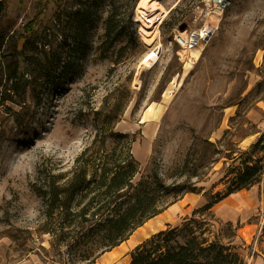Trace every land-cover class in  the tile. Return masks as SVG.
<instances>
[{"label":"rangeland","instance_id":"1","mask_svg":"<svg viewBox=\"0 0 264 264\" xmlns=\"http://www.w3.org/2000/svg\"><path fill=\"white\" fill-rule=\"evenodd\" d=\"M0 1V264H86L74 244L87 228L78 231L82 219L71 215L93 195L80 198L83 187L58 205L49 199L52 186L67 189L84 170L92 179L95 165L122 160L136 166L133 184L155 172L165 186L197 190L166 197L167 207L93 264H129L152 235L226 193L229 155L264 130V113L252 121L264 109V0H229L206 19L201 0H159L167 14L151 46L134 18L140 0ZM108 24L121 33L112 43ZM204 25L212 34L195 47L199 57L179 51L173 32ZM211 212V230L244 264H264V176Z\"/></svg>","mask_w":264,"mask_h":264},{"label":"trees","instance_id":"2","mask_svg":"<svg viewBox=\"0 0 264 264\" xmlns=\"http://www.w3.org/2000/svg\"><path fill=\"white\" fill-rule=\"evenodd\" d=\"M3 11L4 4L0 1V19ZM111 31L112 28L108 24L105 37L112 43L121 33L112 34ZM4 38L5 35L0 29V48ZM14 78L16 70L9 76V79ZM229 157L230 167L224 174L228 183L226 193L213 197L209 195L206 204L193 210L191 217L185 219L181 226L161 230L152 235L136 249L129 264H244L243 258L231 241L223 242L221 236L211 230L213 225L205 216H211L210 220H214L211 212L214 204L229 194L247 190L261 182L264 176V130L247 150L239 152L236 156L231 154ZM212 163L211 161L210 164ZM188 167L186 160L183 168ZM136 170L135 165L121 160L110 167L93 166L94 175L88 181L87 170L74 175L67 189L52 186L49 201L53 205L61 203V194H74L83 187L80 198L93 195L88 198L83 208L71 215L73 219H82L78 222V231H83L81 229H85V225L87 228V232L74 244L75 249L81 252L80 261L93 264L97 256L118 246L133 230L167 207H160L166 197L176 195L181 190L183 194L197 190L190 184L165 186L155 172L147 177L149 181L140 178L133 184ZM91 184L92 187L88 189ZM173 203L174 201H170L168 205ZM225 225L231 231V236H234L235 231L231 229V223L227 222ZM262 229L264 230V225ZM98 251L100 252L95 256Z\"/></svg>","mask_w":264,"mask_h":264},{"label":"bare ground","instance_id":"3","mask_svg":"<svg viewBox=\"0 0 264 264\" xmlns=\"http://www.w3.org/2000/svg\"><path fill=\"white\" fill-rule=\"evenodd\" d=\"M166 14L167 12L163 9L159 0H140L137 6L134 8V18L136 22H139V32L141 35V39L147 45L151 46L153 43H155L157 36L156 33H154V31H152L151 29H153V26L156 23H159ZM157 44L158 47L161 46L160 43ZM190 54L192 57L197 59L200 55V49L191 48ZM156 55L157 54L154 51L147 54L145 60L147 65L152 64L156 61Z\"/></svg>","mask_w":264,"mask_h":264},{"label":"built area","instance_id":"4","mask_svg":"<svg viewBox=\"0 0 264 264\" xmlns=\"http://www.w3.org/2000/svg\"><path fill=\"white\" fill-rule=\"evenodd\" d=\"M202 12L205 19L208 16H214L218 18L227 8H229L231 2L229 0H201ZM212 34V30L206 25L199 29H192L179 33L176 30L173 32V41L177 45L179 51L185 54L190 51L191 48L198 47L205 42Z\"/></svg>","mask_w":264,"mask_h":264},{"label":"crops","instance_id":"5","mask_svg":"<svg viewBox=\"0 0 264 264\" xmlns=\"http://www.w3.org/2000/svg\"><path fill=\"white\" fill-rule=\"evenodd\" d=\"M264 108V106H263ZM257 110L254 111L255 115L258 116L257 119H255L256 117H254V120L252 119L253 122H256L261 116V113H264V109H258V111L256 112ZM254 116V115H253Z\"/></svg>","mask_w":264,"mask_h":264},{"label":"water","instance_id":"6","mask_svg":"<svg viewBox=\"0 0 264 264\" xmlns=\"http://www.w3.org/2000/svg\"><path fill=\"white\" fill-rule=\"evenodd\" d=\"M183 29H184V25H182V26L179 27V30L180 31L183 30Z\"/></svg>","mask_w":264,"mask_h":264}]
</instances>
